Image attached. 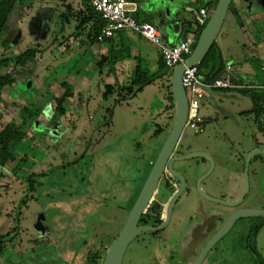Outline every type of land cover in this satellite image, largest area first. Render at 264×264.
<instances>
[{
    "label": "rangeland",
    "instance_id": "1",
    "mask_svg": "<svg viewBox=\"0 0 264 264\" xmlns=\"http://www.w3.org/2000/svg\"><path fill=\"white\" fill-rule=\"evenodd\" d=\"M130 1L140 7L134 16L155 27L160 8L170 2L188 3ZM192 1L204 5L209 0ZM238 1L237 5L235 0L231 4L211 51L220 52L222 73L227 65L232 66L231 76L246 71L248 60L244 62L242 45L249 37L259 47L264 61L261 0ZM68 3L76 10L82 8V0H15L16 11L0 38V57L30 47L39 49L34 61L15 73V83L3 89L0 131L18 119L19 110L26 104L33 110L48 104L29 129L22 128L25 138L14 145L6 165L0 166V234L5 236L0 264H87L93 253H98L96 264H103L106 250L126 221L133 197L175 118V104L170 99L171 74L161 76L125 101L119 102L117 93L103 97L105 87L101 81L106 77L96 69L78 67L82 52L88 47L77 46L72 33L74 22L61 29L60 14L67 10ZM152 3L157 4L154 13L148 8ZM181 15L191 32L194 18L185 9ZM34 16L44 21L42 32H33ZM129 36L135 37L131 32ZM69 38L70 48L62 49L61 42ZM2 63L0 73L8 72L1 68ZM249 63L261 69L258 61L249 58ZM211 66L207 61L200 64L199 77L204 81ZM63 82L68 83L73 96L67 101L59 125L48 128L46 123L65 92ZM260 92L264 94V89L209 90L212 104L204 99L199 109L205 118V132L195 134L185 127L184 139L194 148L207 149L220 161L228 160L241 175L245 160L236 162L231 156H244L255 138L264 137L259 130L264 114L255 116L248 112L254 104H264ZM188 163L191 166L194 161ZM249 178L247 204L264 205V156L250 163ZM104 188L111 192L101 196L99 190ZM38 224L44 232L37 229ZM149 255L146 249L131 244L123 264H145ZM223 264H264V228L257 238V251L248 246L229 249Z\"/></svg>",
    "mask_w": 264,
    "mask_h": 264
},
{
    "label": "flooded vegetation",
    "instance_id": "2",
    "mask_svg": "<svg viewBox=\"0 0 264 264\" xmlns=\"http://www.w3.org/2000/svg\"><path fill=\"white\" fill-rule=\"evenodd\" d=\"M261 1L264 2V0ZM50 125L51 127H57L59 124L54 123L50 117L46 126L50 128ZM260 146L258 139L254 140L252 148ZM251 149L246 151L244 156L237 154L232 155L231 158L234 157L233 159L236 162L242 159L244 161ZM194 152L209 155L214 161V166L212 167L211 158L207 155L186 157ZM261 157L258 156V158ZM155 160L151 163L150 170L139 191L133 197L127 218L151 172ZM190 161H194L191 166L188 165ZM170 162H172V166H170ZM175 172L184 178V185H182L181 177ZM239 177L241 179L240 184L238 183ZM209 180L212 181L210 185L207 184ZM199 186L203 192L213 199L203 196L200 193ZM243 189L244 170L238 176L237 169L233 164H229L228 160L220 161L207 149L192 147L182 134L168 159L147 207L138 221V226L162 227L137 236L130 243L127 250L131 244H134L149 251L150 255L147 257L145 264H196L201 252L207 247L210 240L233 211L244 208L264 209V205L251 206L247 204L250 190L243 197L238 207L231 209L226 206V202L240 199ZM108 190V188H104L99 190V193L103 196L105 193L111 192ZM263 228L264 217L257 216L237 220L227 234L208 248L201 264H223L226 259V252L229 249L237 250L248 246L257 251V238ZM120 232L111 242L117 238Z\"/></svg>",
    "mask_w": 264,
    "mask_h": 264
},
{
    "label": "water",
    "instance_id": "3",
    "mask_svg": "<svg viewBox=\"0 0 264 264\" xmlns=\"http://www.w3.org/2000/svg\"><path fill=\"white\" fill-rule=\"evenodd\" d=\"M234 0H217L215 8L212 10L207 23L204 28L200 32V35L197 39L196 45L190 54V56L185 60L184 63H180L177 66L169 69L171 74V88H172V96L175 104V118L173 125L169 131V135L163 144L158 157L156 158L151 172L133 206L131 209L128 218L117 238L110 244L106 251V255L103 261V264H123L124 256L126 254L127 248L130 243L139 235L159 229L151 226H138V221L145 208L147 207L148 202L150 201L158 183L159 179L163 173V170L168 162V159L172 155L180 137L183 134V131L186 127L187 119H188V97L186 93V89L183 85L182 77L183 72L186 67L199 66L200 62L205 58L207 53L210 51L211 47L215 43L218 38L223 24L226 20L228 12L230 10L231 4ZM245 2H250L251 0H244ZM261 2L262 10L264 11V2ZM171 3V2H170ZM167 4L170 6L163 7L167 12L163 15H158L156 17V24L162 35V37L168 41H175L177 38H180L183 31L181 30L184 23L180 22L179 14L180 8L178 4L172 2V4ZM156 3L149 4L148 8L153 13L155 12L154 8ZM168 7V8H167ZM160 8L159 10H162ZM163 11V10H162ZM157 12V11H156ZM165 12V11H164ZM226 73L222 75L225 77ZM31 83H29L30 87ZM198 155H207L202 152H194L189 154L188 157H195ZM209 156V155H207ZM258 156H264V149L261 147H255L250 150L245 158V168H244V189L241 195V198L238 200H232L226 202V206L231 209L238 207L243 197L248 194L250 190V179H249V166L250 163L257 159ZM210 157V156H209ZM211 158V157H210ZM212 167L214 166V161L211 158ZM172 162H170V166ZM172 169V168H171ZM182 179V185H184V178L175 172ZM200 193L207 197H209L205 192H203L199 186ZM213 199V198H211ZM264 217V209L256 210L250 208H244L233 211L224 222L223 226L217 231V233L210 240L207 247L201 252L196 264H201L205 255L207 254L208 248L211 245L215 244L220 238H222L227 232L233 227L235 222L241 218H249V217ZM42 229L44 232V228H42L41 224L37 225V229Z\"/></svg>",
    "mask_w": 264,
    "mask_h": 264
},
{
    "label": "trees",
    "instance_id": "4",
    "mask_svg": "<svg viewBox=\"0 0 264 264\" xmlns=\"http://www.w3.org/2000/svg\"><path fill=\"white\" fill-rule=\"evenodd\" d=\"M82 2H83V7L79 11H74L72 5L67 4L66 5L67 10L60 14L61 22L68 23L71 21V18L76 19V21L78 22L76 26V30L79 31L81 28L84 29V27L86 26L87 27L86 35L90 40V42L94 43L98 41L97 37L103 25V21L101 17L91 8L88 0H82ZM216 3L217 0H211L209 2V4H212L214 8L216 6ZM14 9H15V0H0V38L8 29V22ZM204 26H202V28ZM200 32L196 36V42L200 35ZM196 42L193 44V46L196 45ZM214 46L215 43L213 44V46L211 47L210 51L207 53L205 58L200 62V64H203L204 62L207 61V64L210 63L212 65L210 67L211 69L210 73L205 74V80L207 82L212 80L214 81L222 73L221 64L219 63V59L221 56L220 52L217 50L211 53ZM38 53L39 50L36 47H30L15 55L0 57V62H3L1 68L4 70L8 69V72L0 73V98L2 96L4 87L12 86L15 83L16 80L15 73L17 71H20L19 69H21L28 63L33 62ZM113 59L114 56L110 54L109 56H102L97 64L100 67H102L104 62H108L111 64L113 62ZM200 64L198 66L199 74L202 72ZM167 74H170V71L168 68H166L164 62H162L160 66V71L151 77H147L141 65L138 64L133 71L132 80L129 85L117 88V85L115 84H106L105 90L103 92V97L107 98L108 95L117 93L118 101L119 102L125 101L126 99L131 98L135 96L138 92L142 91L145 86L149 85L154 80ZM62 85L65 87V92L58 100L56 107L53 109L54 113L51 118L54 123H58L59 118L65 115L67 101L71 99V97L73 96L72 89L68 87V83L63 82ZM170 99L173 100L172 95ZM29 106L30 104H26L25 106H23L19 110L18 119L12 120L0 131V166L1 167L5 166L8 160L12 157L13 155L12 151L14 145L21 142L25 138L26 131H24L22 128L29 129L33 125V123L38 119L43 108L45 107V106L39 108L36 107L33 110ZM248 112L254 113L255 116H262L264 114V107L259 104H254L253 107L250 110H248ZM263 123L264 121L262 120L261 124ZM4 242H5V236L0 234V255L3 252ZM97 258H98V253H93L92 255L90 254L87 259V264H96Z\"/></svg>",
    "mask_w": 264,
    "mask_h": 264
},
{
    "label": "crops",
    "instance_id": "5",
    "mask_svg": "<svg viewBox=\"0 0 264 264\" xmlns=\"http://www.w3.org/2000/svg\"><path fill=\"white\" fill-rule=\"evenodd\" d=\"M128 1L133 4L131 7L132 8L134 7L136 9V11L133 13V15L135 13H138L140 7L136 4V2L130 1V0H128ZM210 1L211 0H209L204 5H198V3H194L195 1L191 2V0H188L187 1L188 3H186V2L182 3V4L180 3V4H178V7L180 8V11L182 9H185L186 12H188L187 8H189V7H192L194 9H197L199 7H207L209 12L211 13L212 10L214 9V7L212 4H209ZM235 1H236L235 5H237L239 3V1L238 0H235ZM68 4H70V3H68ZM81 4H82L81 6L83 7V2ZM167 6H170V5H167ZM170 7H172V6H170ZM73 10L79 11V10H76L74 8H73ZM162 10H160V12L158 14L163 15L167 12V10H165L164 8ZM15 11L16 10L13 11L11 16L15 13ZM188 13L190 14V12H188ZM256 15H259V14L257 13ZM11 16H10V19H11ZM191 17H192V15H191ZM179 18H180V22L184 23V25L181 29L183 31V33H182L180 38H177L175 41H172V42H168L163 38L168 44H171V45L177 44L188 35L193 34V35L197 36V34H199V32L202 29V26H200L196 22V20L194 19L195 23H194V27H192L193 30L191 32H188V29L186 26L187 22L185 20H183L181 12L179 14ZM10 19H9V22H10ZM31 20H32L31 26H32V30L34 33L42 32L44 30V28H45L43 26L44 21L41 20L40 17L37 18L34 16L31 18ZM75 21H76V19L71 18V21L68 23L67 22H65V23L61 22V24H62L61 29L64 30L66 25H70L72 22H74L75 28H74V31L72 33H73L74 37H76L78 40L77 46H79L81 48L82 47H88L87 49L84 50V52H82L83 53L82 54V60H81L80 64L78 65V67L80 69H81V67L82 68H89V69L93 68V69H96L98 71L100 76L104 75L106 78L104 80L102 79V81H101L103 87H105L106 84H115V85H117V88L118 87H124V86H126V84L127 85L130 84V82L132 80V76H133V71L138 64L141 65V67H142L143 71L145 72V74L147 75V77H151L160 71V66L163 62L161 54H160V50L157 46L153 45L150 41L140 37L139 35H137L134 32L121 31V32H118L112 38L105 40L104 42L96 41V42L92 43V42H90V40L88 39V37L86 35L87 27L85 26L84 29L81 28L79 31H77L76 26H77L78 22H75ZM9 22H8V28L10 25ZM130 32L133 33V35H135V37L133 39L130 38V36H129ZM71 36H72V34H71ZM242 46H243L242 52L246 55L245 57L247 58L246 59L244 57L245 58L244 62L248 60L247 63H245L246 64L245 65L246 71L244 73H240V74L237 73L236 76H231L230 70L232 69V66L227 65V67L225 68L222 75L224 73L228 74L232 78L233 83H234V80H235V82H237L236 84L234 83L235 85L247 86L243 89H261V88H257V86L264 85V61L261 59L262 53L259 52L260 51L259 47L257 48V44L255 43L254 39L251 37H249L248 41L245 42ZM61 47H62V49L65 48V50L66 49L68 50L70 48V38H69V40L64 39V41L61 42ZM109 54L114 56L113 62L111 64L108 62H104L103 66L100 67L97 64L98 61L101 59L102 56H109ZM249 58H250V60L258 61L261 64V69H260L261 71L258 69H255V66H252L251 63H249ZM73 59H74V57H73ZM228 67H230V69H228ZM244 70H245V68H244ZM80 72H81V70L79 71V73ZM118 76H120V78L122 80H120L118 78ZM158 79L154 80L152 83H154ZM152 83H150L149 85H151ZM149 85H147V86H149ZM147 86H145V87H147ZM260 94L262 96H264L263 92L262 93L260 92ZM210 97L211 96H209L205 100L208 101V103L211 105L212 101L210 100ZM259 105L264 107V104L259 103ZM46 106H48V104ZM251 108L252 107H249L248 110H250ZM263 121H264V119H263ZM259 130H260V132H262L261 134H263V136H264V126H262V124H261ZM256 139L257 138H255L254 140H256ZM258 141H259V144L261 145L260 147L264 149V137H262L260 140L258 139ZM253 146H254V142H251L249 149H251Z\"/></svg>",
    "mask_w": 264,
    "mask_h": 264
},
{
    "label": "built area",
    "instance_id": "6",
    "mask_svg": "<svg viewBox=\"0 0 264 264\" xmlns=\"http://www.w3.org/2000/svg\"><path fill=\"white\" fill-rule=\"evenodd\" d=\"M88 1L91 8L103 21L97 37L99 42H104L121 31L134 32L159 48L164 65L168 69L184 63L192 53L193 44L196 42L195 35H188L177 44H168L157 27L147 21H139L133 15L136 9L131 7L133 4L128 0ZM187 10L200 26H204L207 23L211 14L206 7H199L197 9L189 7ZM182 81L189 103L186 127L193 130L195 134H201L205 131V118L199 113V109L200 102L210 96L209 90L243 89L247 87L235 85L228 74L225 77H217L212 82L204 81L199 77L198 66L186 67L183 72ZM257 88L264 89V85L257 86Z\"/></svg>",
    "mask_w": 264,
    "mask_h": 264
}]
</instances>
